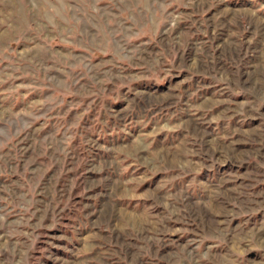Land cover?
Here are the masks:
<instances>
[{"label":"rangeland","instance_id":"1","mask_svg":"<svg viewBox=\"0 0 264 264\" xmlns=\"http://www.w3.org/2000/svg\"><path fill=\"white\" fill-rule=\"evenodd\" d=\"M0 264H264V0H0Z\"/></svg>","mask_w":264,"mask_h":264}]
</instances>
